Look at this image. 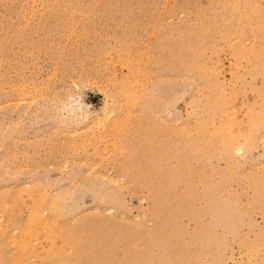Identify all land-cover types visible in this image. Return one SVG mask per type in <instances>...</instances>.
Segmentation results:
<instances>
[{
    "label": "rangeland",
    "instance_id": "obj_1",
    "mask_svg": "<svg viewBox=\"0 0 264 264\" xmlns=\"http://www.w3.org/2000/svg\"><path fill=\"white\" fill-rule=\"evenodd\" d=\"M0 264H264V0H0Z\"/></svg>",
    "mask_w": 264,
    "mask_h": 264
}]
</instances>
